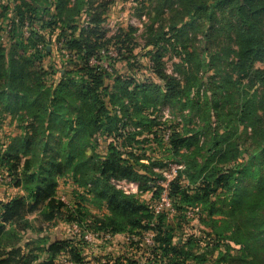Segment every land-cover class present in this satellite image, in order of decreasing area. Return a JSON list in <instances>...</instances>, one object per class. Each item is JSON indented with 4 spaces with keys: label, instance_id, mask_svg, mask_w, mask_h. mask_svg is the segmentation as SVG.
<instances>
[{
    "label": "trees",
    "instance_id": "obj_1",
    "mask_svg": "<svg viewBox=\"0 0 264 264\" xmlns=\"http://www.w3.org/2000/svg\"><path fill=\"white\" fill-rule=\"evenodd\" d=\"M67 2L57 0L55 12L43 20L38 0H0V20L12 11L7 46L0 25V113L9 112L20 130L0 152L1 168L20 190L0 198V264H57L61 254L82 264L87 243L83 234L50 238L40 234V226L37 234L24 239L26 230H34L31 214L39 225L63 221L75 223L82 232L125 233L130 244L133 234L153 231L152 258L119 256L103 264H264V68L254 66L264 62V0H153L139 54L149 56L162 84L139 83L89 63L101 45L96 42L98 30L86 25L75 36L72 22L82 8ZM198 21L206 24L202 36L207 44L223 45L220 56L213 54L222 63L217 81L200 76L215 67L210 46L188 50L191 37L203 26ZM60 25L74 29L71 37ZM21 26L27 28L25 38ZM57 29L70 67L59 71L49 86L42 61L50 54L46 45ZM165 46L180 57L174 65L178 78L162 70ZM242 82L243 91L238 85ZM202 86L211 89L209 95L200 94ZM255 87L260 88L249 94L247 89ZM191 92L194 97L188 98ZM163 105L203 109L214 113L217 122L211 136H202L201 129L170 130L168 153L182 168L168 182L167 196L182 217H187V208L198 206L194 215L210 227L181 240L164 211L154 214L150 202L110 183L113 178L135 181L139 192L152 191L153 200L160 197L162 176L153 167L161 169L163 163L137 147L136 137L161 138L154 131L158 120L153 113ZM246 119L251 120L252 134L246 128L237 134ZM98 135L110 139L103 155L94 152ZM242 153L246 159L240 166L222 165ZM61 175L86 188L78 199L91 194L90 201L106 212L91 215L82 202L57 197Z\"/></svg>",
    "mask_w": 264,
    "mask_h": 264
},
{
    "label": "rangeland",
    "instance_id": "obj_2",
    "mask_svg": "<svg viewBox=\"0 0 264 264\" xmlns=\"http://www.w3.org/2000/svg\"><path fill=\"white\" fill-rule=\"evenodd\" d=\"M57 0H38L41 5V10L43 15V20H46V17L49 16V13L55 12V4ZM153 0H68L67 6H75L76 4L81 6L82 11L74 15V22H72V26L75 30V36L78 34V31L81 27H85L86 25H90L96 30H98V34L96 35L97 44H101L99 48L94 53L95 55L92 57L93 62L92 65H97L99 68L108 72L109 74H115L116 72L122 73L125 77L132 78L136 82H153L157 84H162L160 77L156 74V71L153 69V62L149 58L148 55H144V53H140V48L143 46L145 38H146V29L150 22V5ZM48 12V14H47ZM90 12V13H89ZM11 13L6 17L0 20L1 25V35L3 46H7V38H8V30L10 27V20L8 19ZM189 18L187 19V21ZM37 25V24H36ZM34 25V28H36ZM201 26L200 31H196L191 37V41L188 44V50H193L201 48H209L208 54H210L211 59L214 61V66L211 69H208L206 72L202 73L200 76L203 80H208L210 76H214L215 80L219 79V73L221 72V64L220 61L216 60L213 56L214 52H218L217 55H221V48H223L221 44H216L215 46H211L207 44L202 34L206 30V24H201L199 21L197 26ZM61 26V25H60ZM157 26V22L154 24V27ZM59 28H62L59 27ZM65 30V34L71 37V29L72 28H62ZM61 29V30H62ZM72 29V30H74ZM48 30V29H47ZM20 32L22 33V37H26L28 35L26 26L20 27ZM60 29H57L52 34L51 40L49 44L46 45V48L49 50V55L45 56L42 61V66L47 73L45 76L46 84L51 86L53 85L59 78V71H64L69 68V63L67 60V52L63 51L61 48V44L58 41L57 37L60 36ZM101 34L102 36H99ZM179 46V45H178ZM44 48V47H41ZM40 48V49H41ZM39 49V48H37ZM43 51V49H42ZM27 53L33 52L31 49H26ZM162 54V70L165 74H171L178 78L180 75L174 72L175 63L180 62V57L174 53L169 47L165 46L161 50ZM135 54H139L137 57ZM127 56V57H126ZM258 68H264V62L256 63L254 65ZM124 71V72H123ZM236 77V75H232ZM205 81V82H206ZM244 82V81H243ZM242 83L238 84L239 87L242 86ZM237 86L236 84L234 85ZM260 87L249 88L247 89L248 93L251 94L253 92H257ZM204 90V91H203ZM229 90H233L232 86H229ZM244 90V86H242L241 91ZM205 92L207 95L210 94L211 89L209 87L206 89L202 86L200 90V94ZM194 97L193 92L188 94V98ZM164 109L165 113L168 115L167 118L162 119V110ZM190 111L188 108L179 109L178 106H169L163 105L160 109L153 113L154 116H157V125L154 126V131H156L157 136H160L158 140L154 138V134H146L142 136H137L136 139L140 141L137 144V147H140L145 150L146 154L152 156V160H158L163 163V168L157 169L153 167V170L156 172H160L162 178L158 180V183L161 185L163 180V173L161 170H164L165 173L171 175V179L175 177L177 170L173 171V167L181 165L179 162H175L171 160L170 153H168L169 148V136L171 134L172 128H177L176 130H185L186 128H192L195 130L201 129L203 131L202 136H211L213 134L212 129L216 126L217 122L215 121L214 113L210 112L206 113L203 109L197 111ZM208 115L210 123H208L209 127L206 125L205 117ZM12 115L8 113H0V152L3 151L5 145L8 144L10 138L12 136L17 135L20 130L18 126V122L12 119ZM186 118H191L190 121L186 120ZM250 119H246L243 123L238 125L237 134L243 133L246 128V133L249 135L252 134V127L250 123ZM206 125V126H205ZM210 128V129H207ZM221 128H216L217 134L222 133ZM166 134L168 136L166 137ZM96 139L95 150L99 155L104 154V146L106 141H110V139L103 140L102 136H94ZM160 140V141H159ZM246 153H242L235 160H225L222 164L225 167L231 166H240L245 162ZM141 162L147 163L148 160L142 158ZM150 162V160H149ZM165 179V178H164ZM170 179V180H171ZM111 183V181H110ZM181 183H184L181 181ZM112 184V183H111ZM56 196L63 199L66 202L73 203L74 201L82 202L83 206L87 209L88 213L91 215L97 214L102 215L106 212L105 207H96L90 199L92 198L91 194L85 193V200L78 199L79 192H85L86 188L83 189L80 186H77L73 183L70 176L61 175L57 178L56 184ZM162 187V186H161ZM163 188V187H162ZM168 188V186H167ZM20 192L19 188H16L12 185L11 176L7 175L5 170L0 166V198L6 199L10 196H13ZM141 200H145L146 202H150L152 205L159 200V198L152 199V191H144L139 192L137 190L135 192ZM198 207V206H196ZM153 208V207H152ZM169 208L174 210L172 203L170 202ZM166 209L164 211L166 215V222L170 224L172 227V232L177 239H186L187 237L194 235L199 236L202 230L209 231L210 227L208 225H204L199 219L197 215L182 217L179 216L178 213H172L170 209ZM190 208V207H189ZM188 209V208H187ZM153 210V209H152ZM154 214H157L153 211ZM28 218L34 220L32 222L34 230H26L24 233V239L37 234L36 230L41 226L42 231L40 234H47L50 238H67V237H76L80 238V235L84 234L85 230L73 232L72 228L75 225L79 228L75 223L63 222V221H51L42 223L39 225V222L34 218V215H29ZM88 223V221H87ZM83 224V223H82ZM93 237L92 241L87 242L83 245V253H82V264H103L106 261H112L113 257H132V258H141V260H145V258H152V247L146 246L145 244H141L137 239V234H133L134 240L132 244L130 241L126 239L125 233H115L109 234V236H101L100 233L92 232ZM83 238V235H82ZM84 239V238H83ZM132 239V238H131ZM85 240V239H84ZM131 246V247H130ZM147 252L149 254L147 255ZM57 264H73L69 261L64 254H61L56 258ZM206 264H212L211 261L206 262Z\"/></svg>",
    "mask_w": 264,
    "mask_h": 264
},
{
    "label": "built area",
    "instance_id": "obj_3",
    "mask_svg": "<svg viewBox=\"0 0 264 264\" xmlns=\"http://www.w3.org/2000/svg\"><path fill=\"white\" fill-rule=\"evenodd\" d=\"M93 59L91 58L89 60V63H92ZM162 119H165L168 117V115L165 113L164 109L162 110ZM168 136V134H166V137ZM182 168L181 165L175 166L173 167V171H175L176 169ZM163 173V180L161 182V186L163 187L162 193L159 197V200L157 202H155L152 205V209L155 213H158L160 211H163L168 209L170 206V200L167 196V186H168V182L171 179V175L167 174L164 172V170H161ZM165 178V179H164ZM112 185H114L115 188L122 190L124 193H135L138 188H137V183L135 181H131V180H126V179H111L110 180ZM172 213H174V210L172 208H169ZM198 210V207H190L187 209L186 213L187 216H194V214L196 213V211ZM73 232H77L78 228L73 225L72 228ZM101 236H109V233H105V234H100ZM92 237H93V233L90 231H86L83 234V238L87 241L90 242L92 241ZM153 237H154V233L153 231H146L144 233H142L140 236H137V239L140 241L141 244H145L146 246L152 247L155 245V242L153 241ZM132 240H134V236L131 237ZM126 239L129 240V237L126 235ZM149 254V252H147V255ZM146 259V258H145Z\"/></svg>",
    "mask_w": 264,
    "mask_h": 264
}]
</instances>
